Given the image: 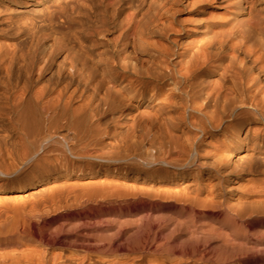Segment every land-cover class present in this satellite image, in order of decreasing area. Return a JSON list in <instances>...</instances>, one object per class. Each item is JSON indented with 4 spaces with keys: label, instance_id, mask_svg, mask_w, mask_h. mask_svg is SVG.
Returning <instances> with one entry per match:
<instances>
[{
    "label": "bare ground",
    "instance_id": "obj_1",
    "mask_svg": "<svg viewBox=\"0 0 264 264\" xmlns=\"http://www.w3.org/2000/svg\"><path fill=\"white\" fill-rule=\"evenodd\" d=\"M0 264H264V0H0Z\"/></svg>",
    "mask_w": 264,
    "mask_h": 264
},
{
    "label": "rangeland",
    "instance_id": "obj_2",
    "mask_svg": "<svg viewBox=\"0 0 264 264\" xmlns=\"http://www.w3.org/2000/svg\"><path fill=\"white\" fill-rule=\"evenodd\" d=\"M219 11H221V9L219 10ZM14 14H12V13H8L7 14V16H13ZM71 180H75V179H71ZM88 179H83V180H79V182H86ZM98 180V179H97ZM110 217H112V216H110ZM69 253H75V250H73V249H70L69 250Z\"/></svg>",
    "mask_w": 264,
    "mask_h": 264
}]
</instances>
